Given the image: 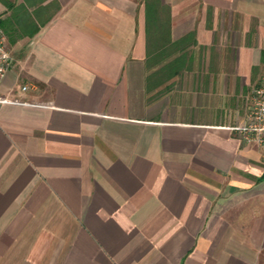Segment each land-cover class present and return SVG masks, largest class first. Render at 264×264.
Instances as JSON below:
<instances>
[{
    "label": "crops",
    "instance_id": "1",
    "mask_svg": "<svg viewBox=\"0 0 264 264\" xmlns=\"http://www.w3.org/2000/svg\"><path fill=\"white\" fill-rule=\"evenodd\" d=\"M0 12V264H264V0Z\"/></svg>",
    "mask_w": 264,
    "mask_h": 264
},
{
    "label": "built area",
    "instance_id": "2",
    "mask_svg": "<svg viewBox=\"0 0 264 264\" xmlns=\"http://www.w3.org/2000/svg\"><path fill=\"white\" fill-rule=\"evenodd\" d=\"M12 63L8 38L0 24V87L6 80ZM23 90L27 91L28 87H23ZM234 130L242 143L256 145L264 151V74L253 90L252 105L246 122L235 126Z\"/></svg>",
    "mask_w": 264,
    "mask_h": 264
},
{
    "label": "rangeland",
    "instance_id": "3",
    "mask_svg": "<svg viewBox=\"0 0 264 264\" xmlns=\"http://www.w3.org/2000/svg\"><path fill=\"white\" fill-rule=\"evenodd\" d=\"M2 15H3V13H2V12H0V17H2ZM249 101H250V100H247V105H248L247 107H248V108H249V106H250V105H249V104H250V102H249Z\"/></svg>",
    "mask_w": 264,
    "mask_h": 264
}]
</instances>
